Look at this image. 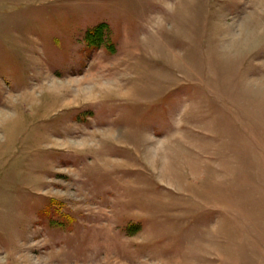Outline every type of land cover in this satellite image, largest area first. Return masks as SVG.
I'll list each match as a JSON object with an SVG mask.
<instances>
[{
  "label": "rangeland",
  "instance_id": "374dc122",
  "mask_svg": "<svg viewBox=\"0 0 264 264\" xmlns=\"http://www.w3.org/2000/svg\"><path fill=\"white\" fill-rule=\"evenodd\" d=\"M0 264H264V0H0Z\"/></svg>",
  "mask_w": 264,
  "mask_h": 264
},
{
  "label": "bare ground",
  "instance_id": "6f19581e",
  "mask_svg": "<svg viewBox=\"0 0 264 264\" xmlns=\"http://www.w3.org/2000/svg\"><path fill=\"white\" fill-rule=\"evenodd\" d=\"M57 92H58V91H57ZM54 93H55V92H54ZM89 93H90V92H89ZM81 95H82V94H81ZM85 95H86V93H85ZM85 95H84V96H85ZM87 97H88V96H87ZM89 97H91V96H89Z\"/></svg>",
  "mask_w": 264,
  "mask_h": 264
}]
</instances>
